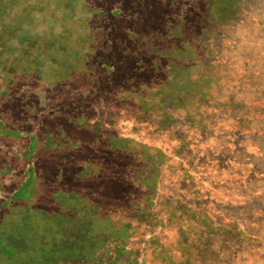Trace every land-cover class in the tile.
Here are the masks:
<instances>
[{"label":"trees","instance_id":"trees-1","mask_svg":"<svg viewBox=\"0 0 264 264\" xmlns=\"http://www.w3.org/2000/svg\"><path fill=\"white\" fill-rule=\"evenodd\" d=\"M47 1L0 0V83L10 88L17 78L31 87L27 94L38 101L46 121L65 120L66 109L68 114L83 110L75 115L84 123L75 135L84 140L54 148L59 152L47 164L34 157L41 149L36 150V141L28 142L26 133L20 134L24 140L3 141L0 212L31 199L37 184L44 187L39 194L48 198L59 190L67 199L84 201L82 215L88 222L80 224L84 228L47 222L44 228L29 221V215L17 227L19 214H13L14 224L0 225V259L27 253L35 238L44 253L42 264H264V98L250 105L242 90L247 79L233 86L238 100L250 105L242 128L231 130L245 138L233 140L215 128L224 108L210 116V106L200 107L184 82L192 53L208 54L202 60L206 66L214 49L225 45L229 61L259 75L264 86V0H184L176 11L165 0L160 15L149 18L143 31L128 34L126 55L117 63L124 72L119 83L114 81L119 78L116 66L94 57L104 44L109 47L113 32L93 28L77 34L69 48L53 33L52 41L45 32L43 37L36 33L31 20L34 13L46 11ZM92 2L84 0L82 9L87 11ZM73 3L63 0L67 21L77 11H72ZM192 4L195 13L188 9ZM17 9L23 21H14ZM112 11L117 17L121 8ZM61 15L44 16L41 22L48 30L61 23ZM52 44L56 54L50 53L53 67L44 79L35 66L44 69L42 55ZM80 46L85 59L74 64L80 73L64 80L59 65ZM179 69L180 79L168 81ZM71 80L81 86L79 93L65 90ZM174 89H180V98L167 96ZM7 91L2 94L8 96ZM23 110L28 114L30 105ZM4 118L11 123L16 116L5 113ZM28 133L31 140L38 139ZM22 147L28 149L24 154ZM67 208L64 217L75 215L73 205ZM80 230L89 237L87 249L78 243ZM11 239L14 244H8ZM46 239L54 241L51 250L45 248Z\"/></svg>","mask_w":264,"mask_h":264},{"label":"rangeland","instance_id":"rangeland-1","mask_svg":"<svg viewBox=\"0 0 264 264\" xmlns=\"http://www.w3.org/2000/svg\"><path fill=\"white\" fill-rule=\"evenodd\" d=\"M60 1L61 4H59L55 0H48V8L46 9V11H44V13H34L35 19L31 21H34V23H36L35 28H38V30H36V33L43 37L45 32L49 36L48 40L51 41L52 38L50 37V33H53L51 35L56 36L55 39L58 43H62L65 40V47L69 48L70 45H75V43L72 42H75L77 34H83L93 28L101 30L102 32L105 31L107 34H109V31L113 32L114 34L109 47L107 43L104 44L101 50L95 53L94 57L95 59L97 58L96 61H107V63H113L114 66H116L119 78L117 80L114 77V81H118V83L121 79L120 74L124 72L120 70L117 63L119 62L120 58H123L124 55H126L125 49H127L128 45L130 44V42L126 44L127 39H129L128 34L132 30L138 32H140L141 30L143 31V29H145V27L150 22L148 21L149 18H152L154 16L158 17L160 15L161 4L165 2V0H93V2L92 0H90L93 3V6H90L87 11H84L82 9L84 0H74L73 5L71 4V6H74L72 11L76 8L77 11L75 12L74 18H70V20L67 21V11L62 4L63 0ZM183 1L184 0L170 1V4L176 7L174 11L177 10L179 3H182ZM116 7L121 8V12L117 17H114L112 15H115L116 11H112L111 13V10ZM188 9L195 13L197 8L196 5L192 4L189 5ZM53 13L62 15L61 23H59V25H52V27L48 29H52V32L46 29L48 24L43 21L41 22V19L47 15L51 16ZM14 19V21H23L24 17L22 11H20L19 9L15 10ZM83 22L85 23V25L83 24ZM1 26L2 24L0 23V32ZM61 26L63 27V31ZM31 27H34L33 23H31ZM31 30L34 31L35 29L32 28ZM68 33L69 36L67 35ZM85 44H89V42L82 44V46H84ZM50 48L51 50L44 52V54L42 55V57H45L47 60V64L44 65V69L42 70L41 68H37V66H35L36 72L38 71L37 76L40 77V75H42L43 78L45 77L46 79L50 76V69H52L53 67L50 53H53L54 56L56 54L55 50L53 49V44L50 46ZM82 50L83 47L80 46V49L78 48L76 52L71 53L65 60L63 59L62 65H59V70L61 72H64V77L62 76L64 80L70 79L76 72L77 76L78 73H80V70H76L74 64L82 65V62L85 59L83 55L84 51ZM214 51L215 52L212 53V55L209 57V62H207L206 66L204 65L202 60L204 59V57H207L208 54L197 52L196 54L192 53V55L189 56V58H192V64L186 65L187 71L184 75V82L192 87V97L197 100L200 107L210 106L207 109L208 113L210 112V116L213 114L216 115L218 113V109L224 108V110L220 112L215 120L217 123V126H215V128L221 130L223 134H226V138H231L233 140L243 139L245 138V134H233L231 130L234 127L242 128L243 120L249 114L250 105H252V102L256 100L257 102H261V100H258V97L264 98V86H261L262 78L259 75H255L254 72L246 68H240V66L233 65L229 61V56L225 54V45L222 49L217 48L214 49ZM186 54L188 53L186 52ZM65 65V69L61 68V66L63 67ZM68 71L71 72L68 73ZM181 75L182 71L181 69H179L171 77H168L167 80L171 81V83H175L174 80L180 79ZM72 79H75V77H73ZM242 79H247V81L244 82L248 85L242 86V90L244 92V96H246V100L250 101V105L242 104V102L238 100L240 98H237V95L239 94L232 90L233 86L237 84V81ZM20 81L21 80H18L16 78V83L13 85V87L11 86L12 88H8V86L5 87V85L0 83V152L2 153L3 151V141L14 143L13 141L24 140L25 138H21L20 134L26 133L28 142L36 141V150L41 149L38 152V155L34 157H36L38 161L42 160L43 164H47L49 159L52 156L57 155L59 152H55L54 148L62 150L71 144L73 145V143H76L77 141H80L81 143L84 140L81 134L75 135L77 126H84V123L81 122L82 120L77 119L75 115L79 113L82 114L83 110H81L79 113L68 114L69 110L66 109L65 111H63V115L66 118L65 120L61 118L60 120H53L52 122L46 121V119L44 118V114H41L40 111H38L40 107L38 105V101L32 100V97L27 94V91L31 90V87H24L22 83L23 81ZM111 84L114 85L113 83ZM5 88L8 89V91L6 92L8 96L2 94ZM80 88V85L75 86L74 81L71 80L70 83L66 85L65 90H68L67 92L73 90L74 92L79 93L78 90ZM83 90L84 86L82 87V91ZM184 91L187 92L186 89H184ZM180 92V89H174L172 92L170 91L167 96L170 95L174 99H178L180 98V96L178 95V93ZM201 93H208V95H205L204 97H196V95H200ZM209 94L213 95L209 96ZM214 94H218V96ZM163 98H165V96H163ZM29 99L31 101L30 104L26 102V100ZM89 99H91L90 95H87L86 100L89 101ZM170 99L172 100V98ZM205 99H208V104L204 103ZM183 101L187 103V100ZM26 105H30V111L28 114H26V112L22 114L24 112L23 107ZM5 113H12L16 116V118H13L14 120L11 123H5ZM206 121L209 120L206 119ZM48 123H51V125H49ZM229 129L230 132L225 131ZM30 131H33L38 139L34 138L33 140H31L29 138L30 133H28ZM49 131L50 134L48 135ZM60 135L63 136L59 137ZM21 143L24 142L21 141ZM79 145L80 147L83 146L82 144ZM27 147H22L21 153L24 154V151H26ZM91 149L92 153H95L98 150L97 148L92 147ZM71 154H74V149L71 151ZM25 156H27V154H25ZM42 177L44 178L48 176L42 175ZM33 182L38 181L37 179H35ZM42 188L44 187L35 184L32 189V197H30L31 199L27 198L24 201L17 203L16 206L8 209L9 212L1 211V228L9 227L10 225L14 224L13 222H11V215L13 214H19V218L16 221L17 227H19V224H23L26 221V216L30 215V219H28L29 221L33 220L34 222L41 224V226H43L44 228H46L47 222H51L53 224V222L58 223L62 221L79 224L78 228H84L80 226V224H84V221L88 222V220L83 219L82 215L81 207L85 203L84 201L67 199L66 194L62 193V191L59 190H56L52 193V198H48L47 196H45V193L39 194L38 189ZM68 205L74 206V208L72 209H75V215L64 217L62 213L68 210ZM81 230L77 235V240L81 246H86L85 249H87V245L89 244V237L84 236V233ZM45 241L47 243V246L45 248H47L48 250L54 248V241L52 239H46ZM12 243H15L13 239H11L8 244ZM40 245V240H36L34 238L28 246V254L20 252L15 257L13 256L12 259H0V264H42L41 258L43 257L44 253L41 250H38L39 248H37V246Z\"/></svg>","mask_w":264,"mask_h":264}]
</instances>
